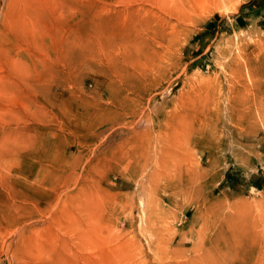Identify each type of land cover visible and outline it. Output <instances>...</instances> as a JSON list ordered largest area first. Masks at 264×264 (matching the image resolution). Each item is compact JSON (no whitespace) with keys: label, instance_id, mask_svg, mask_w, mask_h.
<instances>
[{"label":"rangeland","instance_id":"1","mask_svg":"<svg viewBox=\"0 0 264 264\" xmlns=\"http://www.w3.org/2000/svg\"><path fill=\"white\" fill-rule=\"evenodd\" d=\"M0 264H264V0H0Z\"/></svg>","mask_w":264,"mask_h":264},{"label":"bare ground","instance_id":"2","mask_svg":"<svg viewBox=\"0 0 264 264\" xmlns=\"http://www.w3.org/2000/svg\"><path fill=\"white\" fill-rule=\"evenodd\" d=\"M247 80H249V79H247ZM160 138V137H159ZM168 138V137H167ZM149 140V139H148ZM152 140V139H151ZM160 140V139H159ZM162 141H163V139H161ZM153 141V140H152ZM152 141L150 142V144H152ZM179 141V140H178ZM174 142V141H173ZM165 143V142H164ZM184 144V143H183ZM168 145V144H167ZM175 145H176V143H175ZM174 144H173V146H175ZM182 145V144H181ZM177 146V145H176ZM176 148V147H175ZM177 149V148H176ZM167 150V149H166ZM169 150V149H168ZM165 151V150H164ZM169 151H171V150H169ZM175 151H178V149L177 150H175ZM162 153H163V150L161 151ZM167 153V152H166ZM165 153V154H166ZM179 153H180V151H179ZM180 156V155H179ZM166 157V156H165ZM157 159V158H156ZM177 159V158H176ZM187 159V158H186ZM148 160L150 161L151 159H150V156H149V154H148V157H145V160L142 162V166H145L146 165V163L148 162ZM168 160H170V159H168ZM186 161V160H185ZM163 163V162H162ZM157 164V163H156ZM166 166H168L167 165V163H165L164 164V167H166ZM174 166H175V163H174ZM199 168V167H198ZM200 169V168H199ZM198 170V169H197ZM201 170V169H200Z\"/></svg>","mask_w":264,"mask_h":264}]
</instances>
